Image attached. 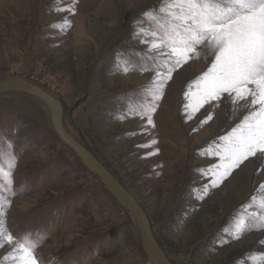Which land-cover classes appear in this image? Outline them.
<instances>
[{
  "label": "rangeland",
  "instance_id": "obj_1",
  "mask_svg": "<svg viewBox=\"0 0 264 264\" xmlns=\"http://www.w3.org/2000/svg\"><path fill=\"white\" fill-rule=\"evenodd\" d=\"M160 6L0 0V78L30 75L61 98L67 125L137 199L173 264H264L252 259L264 256V230L253 227L240 239L225 231L254 195L264 198V155L249 157L203 195L211 177L202 173L219 163L203 153L243 120L250 103L233 104L224 94L188 119L184 93L210 67L212 51L200 46L199 58L173 72L152 113L154 126L128 113L145 102L155 76L142 70L154 67L144 41L155 23L144 13ZM77 16L84 19L81 38ZM122 61L127 73L117 67ZM205 115L212 119L201 123ZM46 116L20 93L0 94V169L15 158L11 184L0 175L8 232L16 239L30 234L40 264H151L130 217L61 144ZM11 250L0 248V260Z\"/></svg>",
  "mask_w": 264,
  "mask_h": 264
},
{
  "label": "snow or ice",
  "instance_id": "obj_2",
  "mask_svg": "<svg viewBox=\"0 0 264 264\" xmlns=\"http://www.w3.org/2000/svg\"><path fill=\"white\" fill-rule=\"evenodd\" d=\"M144 15L155 23V30L146 34L151 39L144 41L150 45L148 52L152 55L148 58L154 67L142 70H151L155 76L151 86L144 91L145 102L131 104L128 113L146 118L147 124L153 125L152 113L156 111L165 84L179 67L194 56L199 58L198 48L205 45L212 51L214 59L207 71L184 93L188 119L224 94L232 98L233 104L250 98L249 112L243 120L203 153L219 158V163L202 173L211 177L210 184L203 187V195H207L209 187H218L249 157H255L257 153L264 155V0H161L158 10L150 9ZM117 67L124 73L130 70L127 61ZM211 119V115H205L201 123ZM155 143V140L151 141V144ZM14 167L15 158L12 157L8 170L0 169V175L7 178L8 184L12 182ZM259 187L264 190V184ZM248 208L256 210L249 212ZM3 215L0 212V248L7 244L12 250L3 256L0 264L8 261L40 264L36 255L38 242L31 240L30 234L21 239L14 238L7 230ZM253 227L264 230V198L257 200L255 195L225 231L233 239H240L242 233ZM252 259L264 262V256Z\"/></svg>",
  "mask_w": 264,
  "mask_h": 264
},
{
  "label": "water",
  "instance_id": "obj_3",
  "mask_svg": "<svg viewBox=\"0 0 264 264\" xmlns=\"http://www.w3.org/2000/svg\"><path fill=\"white\" fill-rule=\"evenodd\" d=\"M20 93L37 105L47 108L49 124L61 144L91 173L130 217L151 264H173L157 241L151 222L137 199L117 177L95 156L89 147L69 128L61 98L35 82L30 75H13L0 78V94Z\"/></svg>",
  "mask_w": 264,
  "mask_h": 264
},
{
  "label": "bare ground",
  "instance_id": "obj_4",
  "mask_svg": "<svg viewBox=\"0 0 264 264\" xmlns=\"http://www.w3.org/2000/svg\"><path fill=\"white\" fill-rule=\"evenodd\" d=\"M74 31L76 32L77 36H79L80 38L83 37V36H85L83 16H77L76 22H75V25H74ZM39 106L41 107V109L44 110L45 114L48 115L47 108L44 107V106H42V105H39ZM67 127L69 128V130L71 131V133H73L77 137V135L73 132V130L69 127V125H67Z\"/></svg>",
  "mask_w": 264,
  "mask_h": 264
}]
</instances>
